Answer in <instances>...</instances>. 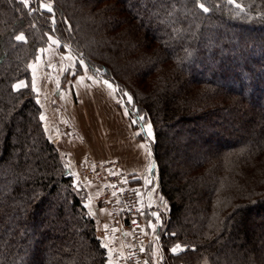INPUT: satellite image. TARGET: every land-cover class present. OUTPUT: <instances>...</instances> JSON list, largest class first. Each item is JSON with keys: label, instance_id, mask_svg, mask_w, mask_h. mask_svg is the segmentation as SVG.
Here are the masks:
<instances>
[{"label": "trees", "instance_id": "1", "mask_svg": "<svg viewBox=\"0 0 264 264\" xmlns=\"http://www.w3.org/2000/svg\"><path fill=\"white\" fill-rule=\"evenodd\" d=\"M43 1L0 0V264L106 262L40 119L30 64L48 34L116 85L143 137L145 121L154 128L167 203L161 221L153 217L162 264H264V0H46L53 12ZM248 28L249 49L234 60L233 39L245 43ZM208 43L218 49L205 51ZM13 224L27 235L10 241Z\"/></svg>", "mask_w": 264, "mask_h": 264}, {"label": "rangeland", "instance_id": "2", "mask_svg": "<svg viewBox=\"0 0 264 264\" xmlns=\"http://www.w3.org/2000/svg\"><path fill=\"white\" fill-rule=\"evenodd\" d=\"M235 1L243 3L240 0ZM41 7L48 12H53L52 3L49 1H43ZM122 27L119 31H126V25ZM119 31L116 33L119 34ZM242 31L234 30L237 34H241ZM244 34L246 42L243 44L237 38L233 39L229 52L234 60L240 59L245 48L249 49L250 36L253 34L252 28L244 30ZM218 37L219 35L215 33L212 38L217 40ZM47 38V44L39 48L37 57L30 64L32 87L37 85L39 93L43 87L45 91H50L49 98L44 99L49 102L48 109H45V103L40 104L39 102L40 119L47 138L59 151L70 170L74 189L83 193L84 206L88 215L94 219L96 237L105 249V264H162V252L158 244L160 223L158 224L155 218L161 221V217L167 212V203L160 193L159 167L153 160L149 147V142H154L152 124L145 121L146 135L143 137L141 135L143 130L138 128L136 119L132 118L122 99L119 98L116 85L105 79L100 70L96 73L91 71L69 47L62 49L60 42L53 34H48ZM201 47L209 53L218 49V45L214 43L204 44ZM132 53L134 52H131L129 57L135 58ZM114 59L120 61L119 63H125V56H122L121 51L116 52ZM127 74L131 75V72ZM78 76H82L89 84L93 81L100 86H95V91L100 93L99 98L107 97L111 102L108 107L110 113L108 110L102 113L103 117L108 118L110 114L116 120L108 119L105 130L110 134L109 139L113 141L116 139V135L112 136L111 132L121 131L124 135L126 130L132 137L135 135L136 140L143 145L144 166L137 174L130 173L126 163L127 158L124 156L128 148L123 147L117 150L114 148L116 143L112 146L107 136L105 139L100 137L99 129L96 130L99 134L95 137V133L87 130L85 123L84 129L80 130L66 119L67 106L63 105V102L60 104L63 97L60 98L55 93L58 92L60 82H64L62 85L67 88L65 82H72ZM105 81L108 83L106 84ZM109 84L111 87L108 86ZM17 85L16 88H22L25 82L22 81ZM34 90L37 94L35 88ZM125 95L128 104L134 105L135 101L130 92L126 90ZM230 129L228 124H224L221 125L220 132L224 135ZM203 130L205 133L210 132L207 128ZM107 147L113 150L104 151ZM107 152L112 153L107 154ZM151 165H153V174H144L143 170H147ZM48 214L55 222L59 224L63 222L52 211ZM41 226L43 230L51 228L49 223ZM121 227L127 228L128 232L127 234L123 232L119 238H116L115 235ZM10 229L8 233L10 241L11 235L16 232L27 235L25 229L20 228L18 224L11 225ZM28 241L32 240L28 238ZM67 243L57 245L51 242L57 248L64 249ZM9 244L8 241L2 243L4 248H8ZM182 249V247H175L173 252L177 253Z\"/></svg>", "mask_w": 264, "mask_h": 264}, {"label": "crops", "instance_id": "3", "mask_svg": "<svg viewBox=\"0 0 264 264\" xmlns=\"http://www.w3.org/2000/svg\"><path fill=\"white\" fill-rule=\"evenodd\" d=\"M33 72V71H32ZM35 80V79H34ZM64 82L59 83L58 92L55 93L56 96L60 98L63 97L61 103L67 106L66 111V119H68L71 123L75 125L78 129H84V123L87 127L88 131L95 133V137L98 136L100 133V137L105 139L108 137V141L111 145H114V148L117 150H121L123 147L128 148L127 153L125 154V158H127L126 163L129 167L130 173L137 174L144 165L143 162V145L136 140V136L133 137L128 134L125 130L126 134H122L121 131L111 132V135H116V139H109V133L105 130L108 119L111 118L115 120L113 116L109 114L110 117L106 118L102 116L105 110L108 109L111 102L109 99L106 98H99V92L95 91L97 84L93 83V81L89 82L86 81L82 76H78L72 82H65L67 88L62 85ZM36 84V83H35ZM100 87V86H97ZM38 94V100L41 103H45V109H48V101H44V99L49 98V92L45 91L41 88L40 93L38 91L37 85L34 86ZM53 102V101H52ZM54 104V102H53ZM117 114V113H116ZM103 117V118H102ZM117 117V116H116ZM116 121V120H115ZM111 122V121H110ZM112 124V122H111ZM115 125V123H113ZM60 126V125H59ZM91 129V130H90ZM94 129V130H93ZM99 129L100 132L96 133V130ZM97 134V135H96ZM101 142V141H100ZM104 149V148H103ZM113 150L110 147L104 151ZM112 153V152H107ZM145 168V167H144ZM144 174L149 175L150 173L153 174V165L149 166L147 170H143ZM99 212V209H97ZM98 212L96 214H98ZM100 213V212H99Z\"/></svg>", "mask_w": 264, "mask_h": 264}, {"label": "snow or ice", "instance_id": "4", "mask_svg": "<svg viewBox=\"0 0 264 264\" xmlns=\"http://www.w3.org/2000/svg\"><path fill=\"white\" fill-rule=\"evenodd\" d=\"M22 2H24L25 4H27V0H22ZM199 6L203 9V11H205V12L208 11V9L206 7H204L203 4H200ZM49 11H51V9H49ZM16 39L21 40V41H24L25 40V37L23 35H19V36L16 37ZM105 83L107 84L108 82L105 81ZM108 86L111 87L110 84ZM17 87H19V85H17Z\"/></svg>", "mask_w": 264, "mask_h": 264}, {"label": "built area", "instance_id": "5", "mask_svg": "<svg viewBox=\"0 0 264 264\" xmlns=\"http://www.w3.org/2000/svg\"><path fill=\"white\" fill-rule=\"evenodd\" d=\"M131 222H132V219L130 220V223H131ZM130 223H129V224H130ZM123 232H125V233L127 234V232H128V231H127V228H125V227H121V228H119V232H118V234L115 235V237H116V238H119V237L121 236V234H123Z\"/></svg>", "mask_w": 264, "mask_h": 264}]
</instances>
